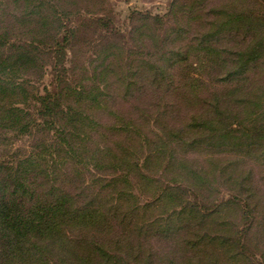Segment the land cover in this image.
Listing matches in <instances>:
<instances>
[{"label": "rangeland", "instance_id": "obj_1", "mask_svg": "<svg viewBox=\"0 0 264 264\" xmlns=\"http://www.w3.org/2000/svg\"><path fill=\"white\" fill-rule=\"evenodd\" d=\"M262 125L264 0H0V186L105 204L120 264H264Z\"/></svg>", "mask_w": 264, "mask_h": 264}, {"label": "trees", "instance_id": "obj_2", "mask_svg": "<svg viewBox=\"0 0 264 264\" xmlns=\"http://www.w3.org/2000/svg\"><path fill=\"white\" fill-rule=\"evenodd\" d=\"M256 50L259 49L252 48L249 52ZM236 55L240 56L239 59L247 56L239 51ZM219 112L221 111L215 112L214 119L205 122H221ZM194 126L187 125L188 128ZM248 139L251 141L250 158H264L258 156L260 153L264 154V125L255 127ZM135 167L138 165L135 164ZM4 187L0 186V264H55L51 259L54 256L57 257L58 264H92L94 259H100L103 264H120L117 260L119 255L111 251L104 242L89 243L83 241L84 238L77 240L75 236H70L77 232L86 237L89 233L87 229L101 233L111 228L110 219L117 216L105 204H79L73 194L60 192L49 193L40 202L25 206L15 200L18 197L10 198L17 191L7 195ZM119 241L120 239L115 238L112 243L117 244ZM132 262L143 264L144 261L136 257L124 261L125 264Z\"/></svg>", "mask_w": 264, "mask_h": 264}]
</instances>
